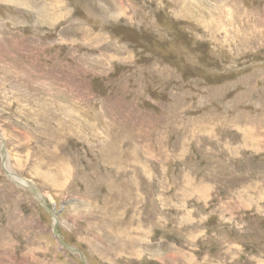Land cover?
<instances>
[{"label":"rangeland","instance_id":"374dc122","mask_svg":"<svg viewBox=\"0 0 264 264\" xmlns=\"http://www.w3.org/2000/svg\"><path fill=\"white\" fill-rule=\"evenodd\" d=\"M19 1L0 264H264V0Z\"/></svg>","mask_w":264,"mask_h":264},{"label":"water","instance_id":"95a60500","mask_svg":"<svg viewBox=\"0 0 264 264\" xmlns=\"http://www.w3.org/2000/svg\"><path fill=\"white\" fill-rule=\"evenodd\" d=\"M2 168L7 176V178H9L12 182H15L16 184H18L19 186L21 185V187L26 188L28 191H30L34 198L36 199V201L41 204L42 208L44 210H46L52 217H53V225H52V233L53 235L60 241V243L67 249L71 250L72 252H78V250L70 245H67L66 243L63 242L62 237L59 236V234L57 233V227H56V215L54 214L52 209H48L46 206V202L45 199L43 198V196L39 193L37 187L30 182L27 179L21 178L18 181V177L16 174L12 173L10 170L6 169L2 163ZM23 181V183H20V181ZM83 258V257H82Z\"/></svg>","mask_w":264,"mask_h":264},{"label":"bare ground","instance_id":"6f19581e","mask_svg":"<svg viewBox=\"0 0 264 264\" xmlns=\"http://www.w3.org/2000/svg\"><path fill=\"white\" fill-rule=\"evenodd\" d=\"M12 1H15V0H12ZM23 0H20L19 1V3H21ZM27 1V0H26ZM29 1H27V3H28ZM38 2V1H37ZM30 3V5H29V7H31V6H33V5H37L36 3H34L33 1H31V2H29ZM28 3V4H29ZM39 4V3H38ZM37 7V6H36ZM32 8H34V6L33 7H31V9ZM39 9V8H38ZM43 9V8H42ZM207 13V12H206ZM37 14V13H36ZM42 14V13H41ZM37 17H39V16H37ZM40 18V17H39ZM189 53V52H188ZM253 88V87H252ZM31 109V108H30ZM36 116V115H35ZM36 121V120H35ZM202 121V120H201ZM184 122V121H183ZM183 125V124H182ZM187 129V128H186ZM188 132V131H187ZM78 137V136H77ZM54 141V140H53ZM54 151V150H53ZM56 159V158H55ZM150 160V159H149ZM30 161V160H29ZM58 162V161H57ZM153 164V163H152ZM57 165V164H56ZM62 165V164H61ZM192 165V164H191ZM220 168V167H219ZM65 169V168H64ZM76 169V168H75ZM61 171V170H60ZM62 172H64V171H62ZM66 174V173H65ZM78 178V177H77ZM21 178H18V181L20 180ZM84 181V180H83ZM20 183H23V181L21 180L20 181ZM21 186V185H20ZM186 188V187H185ZM164 191V190H163ZM157 200V199H156ZM161 200V199H160ZM183 205V204H182ZM176 208V207H175ZM180 209H183V208H180ZM160 213V212H159ZM154 217V216H153ZM169 217V216H168ZM192 219V218H191ZM176 222V221H175ZM107 223V222H106ZM155 225V224H154ZM185 225V224H184ZM106 227V226H105ZM156 227V226H155ZM188 229V228H187ZM191 235V234H190ZM160 264V263H159Z\"/></svg>","mask_w":264,"mask_h":264}]
</instances>
